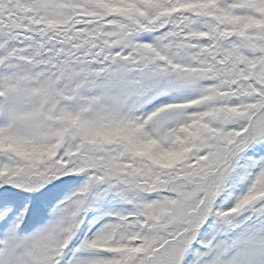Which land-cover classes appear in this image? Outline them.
I'll return each mask as SVG.
<instances>
[{
	"label": "snow or ice",
	"instance_id": "6c2138e0",
	"mask_svg": "<svg viewBox=\"0 0 264 264\" xmlns=\"http://www.w3.org/2000/svg\"><path fill=\"white\" fill-rule=\"evenodd\" d=\"M0 264H264V0H0Z\"/></svg>",
	"mask_w": 264,
	"mask_h": 264
}]
</instances>
